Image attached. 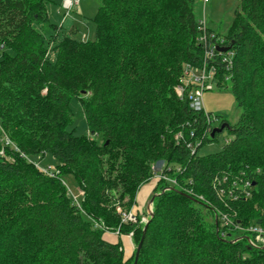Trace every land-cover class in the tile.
Listing matches in <instances>:
<instances>
[{"label":"trees","instance_id":"obj_1","mask_svg":"<svg viewBox=\"0 0 264 264\" xmlns=\"http://www.w3.org/2000/svg\"><path fill=\"white\" fill-rule=\"evenodd\" d=\"M98 1L94 40L78 41L49 23L46 0H0V264H133L121 239L137 247L145 224L136 196L149 183L157 196L137 264H264V251L223 228L218 213L264 228V0H238L222 37L233 56L217 87L229 85L240 115L228 124L230 142L204 157L175 142L207 127L174 92L186 67L203 61L196 0ZM72 99L87 137L67 131ZM45 155L57 163L50 174L26 160ZM160 162L181 169L168 173L177 186L153 180ZM64 174L80 187V207ZM237 177L250 180V196L225 200L227 210L213 185L227 190ZM118 206L136 222L123 223Z\"/></svg>","mask_w":264,"mask_h":264},{"label":"rangeland","instance_id":"obj_2","mask_svg":"<svg viewBox=\"0 0 264 264\" xmlns=\"http://www.w3.org/2000/svg\"><path fill=\"white\" fill-rule=\"evenodd\" d=\"M46 1V9L50 24L55 25L57 28H61L63 33H68L70 30H73V32H75L74 37L78 41L94 40L95 28L93 19L97 13L99 3L98 0H80L78 7L75 10H72L66 17H64L65 11L61 7L63 0ZM238 7V0H209V3L205 6L201 4L200 0H196L194 14L198 21H204L208 30L215 33L216 36L222 38L228 35L233 22L234 13ZM34 28L41 32L46 38L52 33L49 24L39 23L34 25ZM6 53H9V51H6ZM1 58L2 53L0 52V60ZM49 60L53 61V56L50 55ZM203 107L205 113L218 117V121L213 122L214 128L220 126L223 122H226L232 126L237 122L240 115V110L237 107L229 85L226 88H218L217 86L213 85L211 90H206L203 93ZM69 108L71 112V121L67 127V131L73 133V135L77 137H87L88 130L78 101L76 99H72ZM89 139L92 140L93 138L89 137ZM228 139H231V135L227 130H224L222 133L216 135L214 141L204 144L199 149L198 156L204 157L218 153L225 141ZM96 141L98 144H100L98 139H96ZM4 145L6 146L5 140ZM28 160L38 164L39 169L46 170L49 174L56 171L57 163L49 155H45V157L42 159L40 156H38L28 158ZM174 167L176 168V166ZM60 180L62 185L67 188L71 200H75V202L80 207L82 192L75 178L70 174H64L61 176ZM155 186L156 184L153 183L144 185V189H149V192L150 190L151 192L149 193V196L142 207L138 208V213L140 215L139 222L141 224L143 223L142 220L147 221L149 216L148 204L151 197L155 195ZM117 210L118 212H121L119 206L117 207ZM207 218L210 221L209 216ZM123 236L125 237L126 242L123 244V240H121V245L123 246L122 248H126L125 256L127 257V260H130L134 256L136 244L132 239H129L128 236L122 235V238Z\"/></svg>","mask_w":264,"mask_h":264},{"label":"built area","instance_id":"obj_3","mask_svg":"<svg viewBox=\"0 0 264 264\" xmlns=\"http://www.w3.org/2000/svg\"><path fill=\"white\" fill-rule=\"evenodd\" d=\"M203 6L209 3V0H200ZM80 3V0H63L61 7L66 12H70L73 9H76ZM198 37L197 42L202 46L204 50L203 61L199 67H186L184 70L183 76L178 85L174 87V92L179 100L187 101L189 109L196 113L202 114L206 120L207 127L202 131V134H198L195 130L190 129L188 131V136L185 137L183 133H178L175 136L176 145L183 146L189 150L191 155H194L197 150H199L206 140H213L211 138V133L214 129L213 122H217L218 119L215 116H211L205 113L203 107V93L206 90H211L212 86H217V72L220 64H230L232 58V52L220 53L217 51V48H226L223 38H220L215 35V33L210 32L206 27L204 21L199 20L198 23ZM217 128V127H216ZM6 145L12 144L5 137ZM230 139L226 140L224 144H228ZM15 151H17L15 149ZM25 158V157H23ZM33 164L34 167L39 169L38 164ZM42 172L47 173L48 171L39 169ZM153 180H161L166 182L170 186H177L176 179L170 177L168 173L176 172L180 173L181 169L174 166H166L165 163L160 162L153 164L151 166ZM243 179V180H241ZM229 180L228 176L223 177V182L226 183ZM214 186L215 194L222 202L224 208L231 210L229 205L225 200L237 201L241 198H248L250 196V190L252 188V183L247 178H236L230 182V187L225 190L222 188L220 183H216ZM182 190H184L182 188ZM188 195H192L190 191L186 190ZM72 197V196H71ZM201 199V198H200ZM75 202V200H73ZM76 203V202H75ZM78 206V204L76 203ZM219 220L223 228H228L233 231L242 234L246 240V243L249 247L264 251V228L257 225H252L248 227H242L238 223L235 224L230 215L235 216V211L231 210L229 215L225 212H218ZM122 222L135 223L136 216L133 212L129 211L127 213H122ZM146 223V220H142ZM224 236V233H222Z\"/></svg>","mask_w":264,"mask_h":264},{"label":"water","instance_id":"obj_4","mask_svg":"<svg viewBox=\"0 0 264 264\" xmlns=\"http://www.w3.org/2000/svg\"><path fill=\"white\" fill-rule=\"evenodd\" d=\"M228 49H229L228 47H226V48H217V51L220 52V53H225V52L228 51ZM228 129H229V126H228L227 123L221 124L219 127L213 129V131L211 133V138H214L216 135H218V134L222 133L224 130H228ZM177 193H179V192H177ZM156 196L157 195L152 196L150 201H149V204H148V212H149V216L150 217L152 216V214H151L152 213L151 212V206H152L153 201H154ZM187 197L190 200L194 201V202H197L199 204H203V203L199 202L198 200H195V199H193V198H191L189 196H187ZM215 226H216V231H217V219H216V217H215ZM146 228H147V222L145 223V225H144V227L142 229V237H141V239H140V241H139V243H138V245L136 247L133 264H137L138 257H139V252H140V249H141V244H142V240H143V236H144V233L146 231Z\"/></svg>","mask_w":264,"mask_h":264},{"label":"crops","instance_id":"obj_5","mask_svg":"<svg viewBox=\"0 0 264 264\" xmlns=\"http://www.w3.org/2000/svg\"><path fill=\"white\" fill-rule=\"evenodd\" d=\"M207 27V26H206ZM151 192V190H150ZM149 189H144V186H142L141 190L137 193L136 196V205L135 208L138 210V208H141L142 205L144 204V202L147 200L148 196H149ZM107 239L112 242L115 243L117 241V239L115 238V236L113 234L109 235L107 237ZM123 240V244H125V237L123 236V238L121 239Z\"/></svg>","mask_w":264,"mask_h":264},{"label":"flooded vegetation","instance_id":"obj_6","mask_svg":"<svg viewBox=\"0 0 264 264\" xmlns=\"http://www.w3.org/2000/svg\"><path fill=\"white\" fill-rule=\"evenodd\" d=\"M223 124V123H222ZM219 127V126H218Z\"/></svg>","mask_w":264,"mask_h":264}]
</instances>
